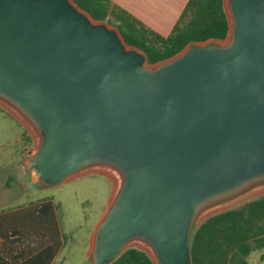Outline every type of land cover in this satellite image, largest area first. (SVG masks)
I'll use <instances>...</instances> for the list:
<instances>
[{
    "label": "water",
    "instance_id": "95a60500",
    "mask_svg": "<svg viewBox=\"0 0 264 264\" xmlns=\"http://www.w3.org/2000/svg\"><path fill=\"white\" fill-rule=\"evenodd\" d=\"M224 8L227 39L150 64L74 0H0V106L34 132L24 171L112 182L90 264L132 247L193 264V230L264 185V0Z\"/></svg>",
    "mask_w": 264,
    "mask_h": 264
},
{
    "label": "trees",
    "instance_id": "16d2710c",
    "mask_svg": "<svg viewBox=\"0 0 264 264\" xmlns=\"http://www.w3.org/2000/svg\"><path fill=\"white\" fill-rule=\"evenodd\" d=\"M74 1L95 20L118 29L130 46L146 54L150 64L167 60L192 43L223 41L230 31L224 0H189L168 36L145 28L125 10L112 6L110 0ZM63 245L53 201L0 214V264L30 262L48 250L57 254ZM263 247L264 196L210 216L193 230L190 239L193 264H250L251 252ZM112 264L154 263L145 251L132 247Z\"/></svg>",
    "mask_w": 264,
    "mask_h": 264
},
{
    "label": "rangeland",
    "instance_id": "374dc122",
    "mask_svg": "<svg viewBox=\"0 0 264 264\" xmlns=\"http://www.w3.org/2000/svg\"><path fill=\"white\" fill-rule=\"evenodd\" d=\"M112 26V25H111ZM8 122L7 127H12L9 119L0 117V127ZM12 137L16 136V129L10 130ZM32 136L34 132L31 130ZM35 136V135H34ZM33 138V137H32ZM36 139V138H35ZM34 138L30 142V152L35 149ZM16 145L11 146V153H6V165L0 168V199L5 200V207H12L17 201L30 199H51L57 206L61 230L64 236V245L54 264H90L86 254L89 241L94 236L95 229L103 217L109 199L114 192L112 182L100 174H87L78 178L64 181L59 186L46 188L29 184L28 190L20 194L12 186H3L6 177L14 172L17 154ZM14 177L13 179H15ZM264 196V185L259 186L238 199L223 203L211 211L212 214L233 207L241 206L253 199ZM214 209V208H212ZM210 211V210H208ZM210 213V214H211ZM92 244V243H91ZM264 247L255 249L248 257L250 264H264Z\"/></svg>",
    "mask_w": 264,
    "mask_h": 264
},
{
    "label": "crops",
    "instance_id": "0c3cea01",
    "mask_svg": "<svg viewBox=\"0 0 264 264\" xmlns=\"http://www.w3.org/2000/svg\"><path fill=\"white\" fill-rule=\"evenodd\" d=\"M112 6L125 10L133 19L142 24L145 28L152 30L162 36H168L180 20L182 13L189 0H110ZM0 117L10 121L12 127H7V123L0 127V168L6 165V153H11V146L16 145L15 153L17 154L15 165L16 172L8 175L3 186L10 188L14 186L20 194L28 190L29 184L37 185L33 176L28 175L21 164L23 158L31 154L29 144L32 142V136L26 126L20 122L8 110L0 106ZM16 129V136L12 137L10 130ZM31 137V140H29ZM35 144V142H34ZM16 177L15 179H13ZM44 201H52L51 199H30L26 201H17L12 207H5V200L0 199V214L11 212L20 208L27 207L31 204H37ZM60 225V220H59ZM61 227V225H60ZM92 243V234L89 241L87 258H89ZM57 254L46 251L44 254L34 257L30 262L23 264H54Z\"/></svg>",
    "mask_w": 264,
    "mask_h": 264
}]
</instances>
